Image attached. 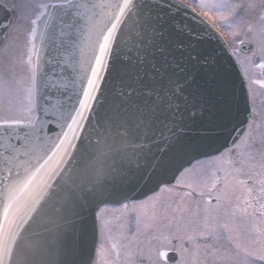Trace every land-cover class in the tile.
<instances>
[{"label": "snow or ice", "instance_id": "1", "mask_svg": "<svg viewBox=\"0 0 264 264\" xmlns=\"http://www.w3.org/2000/svg\"><path fill=\"white\" fill-rule=\"evenodd\" d=\"M165 15L191 22L177 50L218 41L239 67L230 143L184 135L210 92L158 42ZM89 207L80 264H264V0H0V264H69Z\"/></svg>", "mask_w": 264, "mask_h": 264}, {"label": "water", "instance_id": "2", "mask_svg": "<svg viewBox=\"0 0 264 264\" xmlns=\"http://www.w3.org/2000/svg\"><path fill=\"white\" fill-rule=\"evenodd\" d=\"M176 22L180 24L191 23L180 16H177L174 22L165 15L162 22L163 35L158 36L157 40L163 47L171 51L172 56L177 61H183L189 70L197 62L189 60L187 53L191 51L194 55H197L199 70L195 72L193 85L188 91L191 92L195 89L196 96H199L201 91L210 92V95L205 97L208 103L204 104L203 108H201L199 99H194L190 96L191 110L195 111L196 115L190 116L188 112H185L189 129L184 135H198L202 129L211 128V134L219 137L221 143L225 141L230 143L231 136L234 135L233 129L243 128L244 126L241 121L247 117V113L244 110L249 103L240 69L234 62H231L227 50H221L222 45L218 46V41L191 40L194 47L187 48L185 51L177 50L176 44L183 43L187 45L190 42V38L177 33ZM158 55H160L159 51ZM118 71L120 76H123V67L119 68ZM225 71L229 82L234 85V88L230 89L228 94H225L222 88L216 87L215 77ZM118 78L116 76L112 78L113 85ZM108 103H111V99H109ZM148 187H151V185H148ZM137 195L139 196L140 194L137 193ZM109 206L118 205L115 202H111ZM97 210L95 207L83 210L81 218L77 220L76 231L68 234L66 259L69 264H80L81 261L95 258V250L99 238L95 221V212Z\"/></svg>", "mask_w": 264, "mask_h": 264}, {"label": "rangeland", "instance_id": "3", "mask_svg": "<svg viewBox=\"0 0 264 264\" xmlns=\"http://www.w3.org/2000/svg\"><path fill=\"white\" fill-rule=\"evenodd\" d=\"M256 101H257V102L261 101V98H260V97H258Z\"/></svg>", "mask_w": 264, "mask_h": 264}, {"label": "flooded vegetation", "instance_id": "4", "mask_svg": "<svg viewBox=\"0 0 264 264\" xmlns=\"http://www.w3.org/2000/svg\"><path fill=\"white\" fill-rule=\"evenodd\" d=\"M7 2H9V3H10V2H11V0H7Z\"/></svg>", "mask_w": 264, "mask_h": 264}]
</instances>
